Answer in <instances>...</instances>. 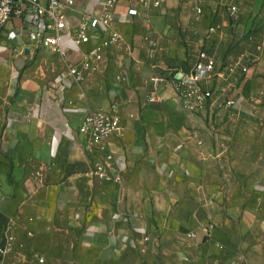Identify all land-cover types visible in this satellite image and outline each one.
I'll use <instances>...</instances> for the list:
<instances>
[{"label":"crops","instance_id":"obj_1","mask_svg":"<svg viewBox=\"0 0 264 264\" xmlns=\"http://www.w3.org/2000/svg\"><path fill=\"white\" fill-rule=\"evenodd\" d=\"M101 1L76 0L70 25L98 15ZM159 1L120 0L111 28L121 41L81 83L60 55L29 44L22 19L0 31V246L9 233L71 236L110 264H264V0ZM201 49L223 73L205 82L207 108L192 113L150 78L189 71ZM90 108L121 117L109 139L119 183L94 173L103 155L79 132Z\"/></svg>","mask_w":264,"mask_h":264},{"label":"built area","instance_id":"obj_2","mask_svg":"<svg viewBox=\"0 0 264 264\" xmlns=\"http://www.w3.org/2000/svg\"><path fill=\"white\" fill-rule=\"evenodd\" d=\"M144 7H159V0H135ZM76 0H0V31L13 18L22 19L32 30L28 32L30 45L38 49H51L64 60L69 77L77 82H83L87 75L97 70L98 62L103 58L108 48L121 41L118 32L112 30L115 9L120 0H102L101 11L98 15L87 13L83 15L78 25H70L68 9L75 6ZM198 13H202V5H196ZM127 14L131 18L140 16L137 8L131 7ZM213 30V28H210ZM69 40L76 53L80 56L78 63L69 60V50L63 43ZM97 41L89 49L85 45ZM146 40L149 45L156 46L151 37V27L147 26ZM235 71L232 66L228 69ZM241 70L246 73L248 65H241ZM217 71L215 56L207 49H201L198 56L187 72L170 70L165 74H157L150 78L154 87L169 84L182 102L185 109L192 113L204 111L214 96V90L206 87L205 82L215 75L222 74ZM119 81H127L124 73L116 76ZM154 101L153 98L149 99ZM234 100H228L227 105H233ZM121 117L115 108L111 112L103 109L90 108L79 126V132L87 139V146L103 155L94 166V173L101 179L121 182L120 166L115 164V157L109 148V139L121 131ZM107 162H113V172ZM16 237L8 234L5 243L0 246V264H7L6 258L14 250ZM148 240V238H146ZM36 264H48L44 256H38Z\"/></svg>","mask_w":264,"mask_h":264},{"label":"rangeland","instance_id":"obj_3","mask_svg":"<svg viewBox=\"0 0 264 264\" xmlns=\"http://www.w3.org/2000/svg\"><path fill=\"white\" fill-rule=\"evenodd\" d=\"M254 41L255 39L252 40V42ZM55 242H58L60 245L67 244L68 247H64V249L69 250H71L70 245L73 242L77 252L60 253L55 248ZM51 244L53 246L50 248ZM88 247L87 240L82 238L75 239L68 236L65 238L50 237L45 240V238L39 239L36 236L34 238L30 236L27 240H16L15 248L8 255L9 258H6V262L7 264H36L37 257L44 256L48 264H61V261L68 264H110L103 262L99 258L98 249L93 251Z\"/></svg>","mask_w":264,"mask_h":264}]
</instances>
